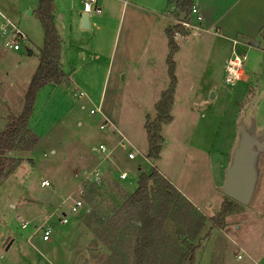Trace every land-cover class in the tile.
I'll return each mask as SVG.
<instances>
[{
    "label": "rangeland",
    "instance_id": "374dc122",
    "mask_svg": "<svg viewBox=\"0 0 264 264\" xmlns=\"http://www.w3.org/2000/svg\"><path fill=\"white\" fill-rule=\"evenodd\" d=\"M37 1L0 0V11L27 36L19 50L3 48L0 40V131L9 115L20 112L25 88L38 64L43 29L35 12ZM54 1L61 45L69 48L71 44L61 62L78 87L75 90L74 84L68 86L63 79L58 85L42 88L29 121V127L40 133V140L31 151L15 149L5 154L14 158L15 167L0 185V263L121 264V249L117 246L114 254L103 242L110 229L109 217L135 190L140 172L154 169L159 176L149 180V185L161 190L166 184L163 176L178 193L172 192L167 212L155 233L157 242L149 252L150 264H188V254L193 255L192 264H264V154L251 203L236 206L220 228L210 221L227 203V196L219 187L230 153L217 168L219 155L214 147L218 141L213 140L222 118L235 112L234 143L241 114L246 123L253 116L257 129L264 130V40L257 38V46H237L236 51L245 55L243 69L249 79L234 85L224 83V72L218 68L211 75L201 73L204 64L214 65L216 61L207 50L199 51L198 58L193 60L196 73L187 75L180 71L177 75L179 85L170 110L172 119L162 126L158 158L150 159L144 121L147 115H155V103L167 85H161L158 74L150 76L149 84L142 77H135L131 73V59L123 71H115L128 11L124 14L121 2H112L108 10L102 0L100 13H89L91 23L98 25L92 31L81 29L73 19L78 17L83 0ZM202 37L207 36L204 33L190 40ZM91 49L96 54H91L94 61L90 58ZM82 51L84 57L80 56ZM183 53L179 51L176 57ZM157 66L152 69L158 70ZM141 69L142 64L140 74ZM75 91L82 95H74ZM91 108L105 110L116 131L127 138L124 147L118 145L105 161L111 178L105 176L101 189L86 187L82 198L87 210L68 214V223L59 226L57 240L42 241L38 236L28 242L26 238L34 223L49 214L76 186L74 168L64 169L70 144L82 140V148L96 154L99 143L110 147L119 138L111 126L99 128L104 117L99 112L90 113ZM129 149L135 153L133 159L127 157ZM122 170L128 172L124 180L117 177ZM43 178L50 181L49 186H40ZM102 189L106 192L100 193ZM151 198L155 204L160 201L156 192H151ZM22 220L30 224L22 228ZM7 236L15 238L9 250L1 247V238ZM237 254L241 257L237 258Z\"/></svg>",
    "mask_w": 264,
    "mask_h": 264
},
{
    "label": "crops",
    "instance_id": "0c3cea01",
    "mask_svg": "<svg viewBox=\"0 0 264 264\" xmlns=\"http://www.w3.org/2000/svg\"><path fill=\"white\" fill-rule=\"evenodd\" d=\"M96 1L97 4L102 7V0ZM103 1L105 4H107L108 10H110L112 2H115L116 4H119L121 2L123 9L125 7L124 14L126 11H128L125 35L124 39L122 40V45L120 47L118 64L116 66L115 71L117 73L123 71L126 68L128 61L131 59V73H133L135 77H142L144 83L149 84L150 76L153 74H158V79L161 85H168L169 79L167 81L165 76L168 77L167 56L169 54L170 49L166 30L169 27H174V18H182L184 15L187 14L189 7L185 11L180 10L179 5L181 0ZM190 2H192V0H190ZM195 2L203 17V24L207 28V30L203 31L200 34H189L186 38H182L180 36L174 37V34H172L173 40L177 46L176 50L172 55V59L174 61V73L176 77L175 88L179 85V79L177 75L180 71L186 73L187 75H192L196 73V65L195 63H193V60L198 58L200 50H202L203 52L207 50L206 53L210 54L211 57L215 58L216 63L214 65L204 64V66L202 67L203 70H201V73L204 72L205 75H211V72L217 70V68L218 70L223 71L225 61L231 54V50H237L238 45L240 46L246 43L248 45L257 46L258 43L255 42L257 38L264 40V37H261L262 31H264V0H195ZM55 7V1L52 0L51 12L53 14L54 23L56 26ZM81 12H83L82 8L80 13ZM80 13L78 17H76V19L75 17H73L75 25H77L78 27ZM108 17L109 16L106 17L107 20ZM97 27L98 25L95 21L91 23V21L89 20V26L86 29H90L93 31L97 29ZM179 32L184 33L182 31ZM204 33L207 37H202L199 40H190L192 36H201ZM59 36L61 38L60 34ZM234 39L237 41L236 44L233 43ZM70 50L71 44L69 48H63L61 45L60 64L62 70L65 73L64 79L68 82V86L74 84L76 90L78 87L77 82L75 80L73 81V79L71 81V78L63 69V65L61 62L64 53L68 54ZM181 50L184 52L183 55H181L180 57H176L179 51ZM91 54L96 55L92 49L90 51V58L92 59V61H94L95 56H91ZM84 55L85 54L82 51L80 53V56L84 57ZM141 64L142 74H140L139 71V66ZM155 65H158L156 68H159L158 70L152 69V67H154ZM106 69H108V65ZM248 79L249 74L244 72V82ZM50 84L51 83L47 85ZM47 85L43 86L42 88H45ZM42 88H40L39 91ZM59 88H61V86H59ZM175 91L176 89H174V92ZM101 112L103 117L105 116L108 118L107 112L105 110H101ZM234 114L233 112H230L229 115L224 116L222 118L219 132L216 133L213 139L214 141H218V146L216 145V147H214L216 148L217 154L219 155L216 164L217 168L218 165L220 166V162H222V160H224V158L226 157V153H231V150L234 146L233 144H235V130L233 125ZM36 133L39 135L40 140V133L37 132V130ZM82 142L83 141L80 140L74 145L70 144L71 147L70 149L68 148L69 150H67L68 159L66 160V166L64 167L65 170H70L71 168H74L77 178L76 184L79 181L78 179L81 172L83 170L91 168L97 163L99 159L98 153L94 154L90 151H85L82 148ZM75 152L77 153L76 155H74ZM103 165L105 166V162L103 163ZM79 169L80 171H78ZM105 169L107 170L106 178H108L109 180L111 178L109 176L112 174V172L107 166H105ZM83 209L84 211L87 210L86 207H83ZM60 225L64 224H59L56 226L49 240H57V235L60 233ZM38 236V234H32L31 231L26 240L30 242L31 239ZM1 239V247H4L9 240H12L7 250H9L13 246L15 241V238H11L10 236Z\"/></svg>",
    "mask_w": 264,
    "mask_h": 264
},
{
    "label": "trees",
    "instance_id": "16d2710c",
    "mask_svg": "<svg viewBox=\"0 0 264 264\" xmlns=\"http://www.w3.org/2000/svg\"><path fill=\"white\" fill-rule=\"evenodd\" d=\"M51 2L52 0L37 1L35 12L43 29V45L38 64L25 88L20 112L9 115L4 128L0 131V185L15 167L14 158L5 155L6 152L15 149L31 151L39 141V135L29 127L39 89L49 83L58 84L65 78L60 64L61 38L54 23ZM190 4V0H181L179 8L185 11ZM174 29L184 32L180 25H174L166 30L170 49L167 56L168 85L155 103V115L152 118L147 115L144 121L148 142L147 157L150 159L158 158L162 146V126L172 119L170 110L176 85L172 55L177 48L172 35ZM156 176L159 174L154 169L140 172L135 190L122 200L120 206L109 217L110 229L103 237V242L114 254L117 253L115 251L117 246L121 249L118 255L121 264H150L149 252L155 248L157 242L155 233L167 212L172 192L178 193L162 175L161 179L163 178L166 184L161 190L149 185V180L155 179ZM105 192V189L100 191ZM151 192L158 193L160 199L158 204L152 201ZM238 205L239 203L227 197V203L222 204L220 210L210 217L211 223L220 228L224 218L233 213ZM183 256L185 257L186 253H183ZM186 258L188 264H192L193 255L188 254Z\"/></svg>",
    "mask_w": 264,
    "mask_h": 264
},
{
    "label": "built area",
    "instance_id": "2783aa9c",
    "mask_svg": "<svg viewBox=\"0 0 264 264\" xmlns=\"http://www.w3.org/2000/svg\"><path fill=\"white\" fill-rule=\"evenodd\" d=\"M82 11L87 13L89 16V13L92 11L95 13H100L101 7L97 4L96 0H83ZM174 23L175 25H180L184 29V33H181L175 29L173 31L174 37L180 36L182 38H186L189 34H200L207 30L203 24V17L195 0H192L187 14L182 18H174ZM0 40L2 41L3 48H9L11 50H19L21 43L27 41L26 34L1 11ZM236 42L237 41L234 39L233 43L236 44ZM244 59V54L238 53L235 49L231 50V54L226 59L223 68L224 83L234 85L236 82L244 79ZM74 95H82V92L75 91ZM89 112L92 114L96 112L102 113L101 109L98 108H91ZM107 126H111L113 129L112 131L119 135L118 140L110 147L103 143H99L95 149L96 153L99 154L97 163L91 168L83 170L79 175V181L76 186L72 188L68 194H66L61 202L56 205L49 214H47L39 222L34 223L32 234H38L43 241L49 240L57 225L68 222V214L76 215L81 211V209L84 207V201L82 197L87 186H92L98 189H101L105 186V176L107 175V170L103 166V163L110 158L111 154L118 145L124 147L123 141L127 139L122 133L116 131L114 125L107 117L104 116L102 122L99 123V128L104 129ZM127 157L133 159L135 157L134 151L129 149L127 151ZM127 176L128 172L125 170L119 171L117 175L118 179L120 180L126 179ZM49 185L50 181L48 179H43L40 181V186L42 187ZM29 224L30 222L27 220L21 221L22 228H26ZM240 257V254H237V258Z\"/></svg>",
    "mask_w": 264,
    "mask_h": 264
},
{
    "label": "water",
    "instance_id": "95a60500",
    "mask_svg": "<svg viewBox=\"0 0 264 264\" xmlns=\"http://www.w3.org/2000/svg\"><path fill=\"white\" fill-rule=\"evenodd\" d=\"M79 24L82 29L88 28L87 13H80ZM31 52L30 49L27 50L28 54ZM262 154H264V130L257 129L253 116L246 123L245 115L241 114L237 120L236 141L228 165L224 169L219 190L237 203L249 205L258 184ZM11 242L12 240H9L6 243L5 250L9 248Z\"/></svg>",
    "mask_w": 264,
    "mask_h": 264
}]
</instances>
